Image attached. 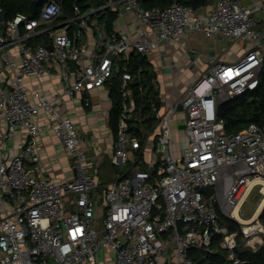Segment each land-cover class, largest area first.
<instances>
[{"label":"built area","instance_id":"obj_1","mask_svg":"<svg viewBox=\"0 0 264 264\" xmlns=\"http://www.w3.org/2000/svg\"><path fill=\"white\" fill-rule=\"evenodd\" d=\"M257 8L264 13V0ZM254 12L239 0H217L207 13L178 1L144 8L139 0H108L84 10L75 4L73 14L61 19V5L48 0L38 16L17 12L6 21L0 31L6 78L0 85V122L7 125L0 131V264H96L102 248L114 254V264H193L189 249L212 251L214 234L230 264H244L238 246L256 250L264 244L259 219L264 204L258 214L238 216L254 187L264 201V124L251 122L227 133L216 109L259 83L264 25ZM110 13L117 15L113 25L126 16L124 25L109 29ZM190 34L240 41L244 53L209 66L176 99L158 93L162 104L141 137L129 130L130 121L149 117L136 113L133 74L126 67L130 54L147 56L161 43ZM115 72L121 95L111 156L115 171L100 185L63 101L80 95L90 106L86 95ZM51 74L58 77L60 92L29 88L28 77L41 86ZM41 110L48 112L50 129L71 156L69 180L42 175L36 119ZM176 115L183 144L174 139ZM20 128L24 140L5 159L3 144ZM208 187L207 196L200 188ZM223 218L238 224L239 239Z\"/></svg>","mask_w":264,"mask_h":264},{"label":"crops","instance_id":"obj_2","mask_svg":"<svg viewBox=\"0 0 264 264\" xmlns=\"http://www.w3.org/2000/svg\"><path fill=\"white\" fill-rule=\"evenodd\" d=\"M239 1L244 5L253 7L259 25H264V13L258 8L256 9L260 5V0ZM216 6L217 0H214L201 11L207 13ZM125 20L126 16H121L115 25L110 23L108 27L112 29L116 26H122ZM1 30L2 25H0ZM243 53L244 45L240 41L235 42L222 36L207 38L199 34H190L176 37L169 43H161L146 57L156 76L153 83L163 99L168 97L176 99L181 95L184 88L209 66L216 62H232L240 58ZM5 80L4 68L0 62V85ZM35 82L33 77L27 78L30 89L42 87L49 95L60 92L56 75L51 74L45 77L41 86L36 85ZM86 96L90 101V106L85 107L82 97L75 95L72 98L64 97L63 109L72 118L75 128L88 149L92 163L91 173L100 185H104L112 179L115 171L114 166L108 173H102L101 168L104 164H109L110 160L112 161L111 156L115 146L116 138L109 126V114L113 103L108 89L104 86L89 92ZM36 119L40 127L38 151L42 161V175L54 182L71 179L73 177L71 156L50 129L48 112L41 110ZM6 127V123L1 121L0 131L5 130ZM24 137L25 130L22 128L12 132L3 144L2 156L5 159L12 157L17 152V144L23 141ZM71 198L72 195L65 197L66 201H70ZM259 207L260 205L255 210V214L259 213ZM113 256L111 251L102 248L96 254V264H114Z\"/></svg>","mask_w":264,"mask_h":264},{"label":"trees","instance_id":"obj_3","mask_svg":"<svg viewBox=\"0 0 264 264\" xmlns=\"http://www.w3.org/2000/svg\"><path fill=\"white\" fill-rule=\"evenodd\" d=\"M33 0H0V8L4 11L6 19L0 22L2 27L17 12L30 15V3ZM48 0H41L37 11L31 16H38L41 6ZM62 7L61 19L73 14V6L78 4L82 10L90 5H100L108 0H53ZM142 7H165L174 1H178L186 6L200 11L214 0H139ZM115 13H110L109 24L116 19ZM111 29V28H110ZM38 42H42L39 40ZM125 63L121 62V67ZM126 67L133 74L131 88L133 97L136 100V113L139 115H149L143 122H129V130L136 131L142 137V131L152 126L155 122V108L158 109L162 102L158 98V89L155 87L153 80L156 79L152 66L146 56L139 53L131 52L129 64ZM118 74L115 72L105 83L104 87L108 89L109 96L112 101V108L109 114V126L113 136L116 138L119 115L121 111V95L118 88ZM217 119L224 123L227 133H234L241 130L247 124L254 122L264 124V57L259 74V83L255 89L247 90L244 93L230 98L217 105ZM259 219L264 225V206L259 214ZM231 231L237 230L239 226L235 221L230 219H222ZM221 237L217 234L212 236V251H206L203 247H195L189 249V257L193 264H230L227 259V251L219 246ZM237 255L244 261V264H264V244L256 250L239 245L236 249Z\"/></svg>","mask_w":264,"mask_h":264},{"label":"rangeland","instance_id":"obj_4","mask_svg":"<svg viewBox=\"0 0 264 264\" xmlns=\"http://www.w3.org/2000/svg\"><path fill=\"white\" fill-rule=\"evenodd\" d=\"M192 51V50H191ZM194 53V51H192ZM196 53V52H195ZM183 72V71H182ZM183 77V76H182ZM181 77V78H182ZM172 125L173 127H176V133L174 135V139L176 141V144H183V140H182V133L180 131V125L178 124V115H176L173 118L172 121ZM144 132L146 133V130L144 129ZM146 159V158H145ZM108 163V162H107ZM112 166H114L112 164V161H109V164H104L101 168H102V173H108L109 171H111L110 169L112 168ZM101 170V169H100ZM102 173L100 174L102 176ZM258 186L254 187L251 192L249 193L245 203H243L241 205L240 211L238 213V216L242 219H247L249 218L257 209V207L260 205L259 209L263 206V195L258 193ZM261 203V204H260Z\"/></svg>","mask_w":264,"mask_h":264},{"label":"water","instance_id":"obj_5","mask_svg":"<svg viewBox=\"0 0 264 264\" xmlns=\"http://www.w3.org/2000/svg\"><path fill=\"white\" fill-rule=\"evenodd\" d=\"M41 3V0H33L31 3H30V13L31 14H35L36 11H37V8L39 6V4ZM6 19V16H5V13L4 11L0 8V22H3L5 21ZM48 48L51 49V46L48 45ZM74 65H75V61L74 60H71L70 61V67H71V70L74 69ZM179 108H181V106L179 105ZM201 191L205 192L206 195L208 196L212 189L211 188H200ZM162 264H168V261H164Z\"/></svg>","mask_w":264,"mask_h":264},{"label":"bare ground","instance_id":"obj_6","mask_svg":"<svg viewBox=\"0 0 264 264\" xmlns=\"http://www.w3.org/2000/svg\"><path fill=\"white\" fill-rule=\"evenodd\" d=\"M263 203H264V201H263ZM261 208H262V207H261ZM261 208H260V209H261ZM260 209H258V210H260Z\"/></svg>","mask_w":264,"mask_h":264}]
</instances>
